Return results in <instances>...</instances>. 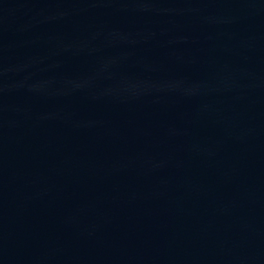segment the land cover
Wrapping results in <instances>:
<instances>
[{"label":"water","instance_id":"water-1","mask_svg":"<svg viewBox=\"0 0 264 264\" xmlns=\"http://www.w3.org/2000/svg\"><path fill=\"white\" fill-rule=\"evenodd\" d=\"M0 264H264V0H0Z\"/></svg>","mask_w":264,"mask_h":264}]
</instances>
